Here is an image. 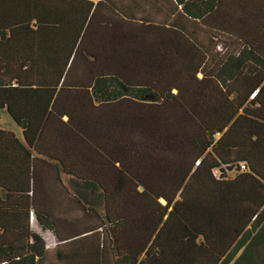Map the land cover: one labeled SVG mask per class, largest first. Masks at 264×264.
Masks as SVG:
<instances>
[{
	"label": "trees",
	"instance_id": "trees-1",
	"mask_svg": "<svg viewBox=\"0 0 264 264\" xmlns=\"http://www.w3.org/2000/svg\"><path fill=\"white\" fill-rule=\"evenodd\" d=\"M76 1L25 0L20 42L0 40V109L19 130L0 129V264L43 252L22 164L42 158L99 199L100 264H258L264 41L227 26L251 14L173 0L188 28L97 23Z\"/></svg>",
	"mask_w": 264,
	"mask_h": 264
},
{
	"label": "crops",
	"instance_id": "crops-1",
	"mask_svg": "<svg viewBox=\"0 0 264 264\" xmlns=\"http://www.w3.org/2000/svg\"><path fill=\"white\" fill-rule=\"evenodd\" d=\"M75 7L84 9L85 4L81 1L70 0ZM91 2V8L95 6L97 23L106 17L111 20L119 18H132L136 20L138 16L146 17L151 24H159L170 27L178 24V27L188 28L191 24L182 16L180 9L173 0H87ZM186 0H184L185 2ZM205 0H188L199 5ZM25 0H0V40L8 39V43L21 39V26L18 25L17 34L14 32L15 16L19 18L21 4L24 6ZM217 11L228 14L242 12L251 14L249 20H242L235 23L229 22V27L243 28L244 30H258L253 32L260 42L264 41V0H221L213 4ZM240 7V8H239ZM90 8V10H91ZM20 22V21H19ZM35 25V23H32ZM219 25L215 24V26ZM24 28V27H23ZM13 37V38H12ZM25 37L22 39L24 40ZM201 43H205L204 37L198 38ZM197 76H200L198 73ZM1 114L4 115L1 116ZM0 129L10 131L15 137H19V130L14 122L8 117L4 109H0ZM219 136L218 133L214 138ZM54 145V135L50 137ZM17 154H14V156ZM54 156V153H53ZM16 157V156H15ZM15 160L12 164L17 165ZM11 164V162H10ZM23 168L29 172L28 184H33L36 192V207L39 219L46 223L44 229H40L34 215L29 218L30 229L38 233L44 241L42 254L36 259V264H100V228L92 229L97 224V220L92 216L94 209L98 214L95 204H92L91 197L99 200L88 189L81 185V182L64 173L54 160L42 158L41 161L31 165L22 162ZM68 167V160H66ZM68 169V168H67ZM31 173L35 177L31 178ZM162 202V201H161ZM93 205V206H92ZM45 214L46 216H43ZM230 264V262L228 263Z\"/></svg>",
	"mask_w": 264,
	"mask_h": 264
},
{
	"label": "rangeland",
	"instance_id": "rangeland-1",
	"mask_svg": "<svg viewBox=\"0 0 264 264\" xmlns=\"http://www.w3.org/2000/svg\"><path fill=\"white\" fill-rule=\"evenodd\" d=\"M1 116L4 117L3 114H1ZM227 174L228 175H231L232 173L231 172H228ZM91 200H92V204L93 205L95 204L96 208L98 210H100V204H99L100 201L93 199V197H91ZM256 254H257V258H258V264H264V248H262V247L257 248Z\"/></svg>",
	"mask_w": 264,
	"mask_h": 264
}]
</instances>
